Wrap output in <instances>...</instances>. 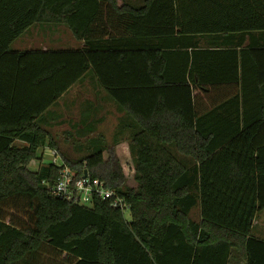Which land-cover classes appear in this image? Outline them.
Masks as SVG:
<instances>
[{
    "label": "trees",
    "instance_id": "obj_1",
    "mask_svg": "<svg viewBox=\"0 0 264 264\" xmlns=\"http://www.w3.org/2000/svg\"><path fill=\"white\" fill-rule=\"evenodd\" d=\"M37 23L67 26L84 47L12 49ZM253 32L264 0H0V264H264V113H221L246 106L239 97L202 101L204 50L183 41ZM91 70L131 120L113 140L129 132L134 180L103 150L64 163L125 195L130 220L45 185L61 166L38 156L55 144L43 115Z\"/></svg>",
    "mask_w": 264,
    "mask_h": 264
},
{
    "label": "crops",
    "instance_id": "obj_2",
    "mask_svg": "<svg viewBox=\"0 0 264 264\" xmlns=\"http://www.w3.org/2000/svg\"><path fill=\"white\" fill-rule=\"evenodd\" d=\"M130 1L131 0H119L118 3L121 6L124 2L132 3ZM37 24L41 25V23ZM37 24H34L33 26ZM50 25L56 27L63 26L70 31L69 28L63 24ZM21 36L19 38H21ZM75 40L77 41V47L74 48L84 47L83 41H79L77 39ZM183 41L190 42V44L196 42L197 48L204 50L202 53V82L204 83V86H202L203 90L199 92L202 101L207 102V100H215L218 103H222L228 102L231 98L239 97L241 101L242 99L248 101L246 106L243 107L242 104L239 108H236L235 106H227L221 111V113H225L227 115L231 113L237 114L239 111L240 113H252L254 115L264 113V32H253L247 34L232 33L229 35H201L192 39L184 38ZM55 43L58 44H56L58 47L47 48L42 46L38 48H25L17 45V48L19 49L15 50L22 51L34 49L48 50L71 48L62 44L59 45L61 40H57ZM155 43L156 42L154 41L153 44L155 45ZM51 44H53V42H51ZM180 47L181 46H178L177 48ZM192 48V46L188 47L190 53H192ZM243 61L244 76L242 77ZM236 63H238V71L235 68ZM193 84L195 85V82L190 83L191 86H193ZM84 89L90 90L91 92L88 95V100H77V104L74 107L76 113L72 110V112L76 115L74 120L65 118L63 113H65L66 110L55 113L50 112V109H52L51 107L46 111L42 120L49 130L51 127L54 128L58 125L74 122L77 125V131L87 130L93 134L98 133L100 135L99 131L101 130V125L108 121V117L112 111L117 114L115 131L118 130L117 128L120 124H131V120L128 115L118 106V104L114 102L105 89H103L99 83L97 75L92 70L85 75L79 83H77L78 92ZM58 103L59 101L57 104ZM123 141L124 140H121V143H123ZM44 148H48L50 150L56 149L58 155L62 156V151L56 143L54 145H47ZM64 159L65 158H63V161ZM262 212L255 218L254 229L258 227V221L262 219ZM194 218L198 219V213L195 214ZM263 227H260L257 235L264 238ZM236 263L242 264L240 259L234 258L231 264Z\"/></svg>",
    "mask_w": 264,
    "mask_h": 264
},
{
    "label": "rangeland",
    "instance_id": "obj_3",
    "mask_svg": "<svg viewBox=\"0 0 264 264\" xmlns=\"http://www.w3.org/2000/svg\"><path fill=\"white\" fill-rule=\"evenodd\" d=\"M119 2V0H118ZM131 4L136 6H141L144 4V0H131ZM50 24L41 25L37 24L33 27H30L21 38L14 41L12 44V49H19L20 47H58L55 43L57 40H61L59 45H65L68 48L77 47V41L68 29L63 26H49ZM53 42V44H51ZM58 45V44H57ZM92 88V86H91ZM91 91L84 89L77 91V84L71 87L63 96L60 98L59 103L54 105L50 112H63V115L67 119H75L76 111L74 109L78 101H83L84 99L88 100L89 93ZM72 110L75 112L73 113ZM117 121V114L112 111L108 117V121L101 125L100 135L97 133H89V131H77L76 123H67L63 125H58L57 127H51L50 131L52 133L53 139L56 145L62 151V156L55 155L52 153V150L48 148L41 147L38 150V156L43 157V162L48 163L52 162L58 166L66 165L63 161V158L69 159L72 161L79 160L86 156H89L98 150H103L105 159H108L111 154H116L119 158L122 166L125 170L127 176V182L132 183L134 180L133 175V160L131 159L128 144V131H121L123 134L119 136L118 140H124L123 143H120L118 146H114L113 143L115 140L116 134L118 131H115ZM117 128V127H116ZM118 129V128H117ZM127 137V138H124ZM114 139V140H113ZM98 145V147H96ZM57 151V150H56ZM52 154V155H51ZM33 168L35 166H32ZM262 219L258 221V227L255 228V231L258 233L260 227L264 226V212L261 214ZM260 216V217H261ZM130 215H126V219L130 220ZM264 228V227H263ZM238 264V263H236Z\"/></svg>",
    "mask_w": 264,
    "mask_h": 264
},
{
    "label": "built area",
    "instance_id": "obj_4",
    "mask_svg": "<svg viewBox=\"0 0 264 264\" xmlns=\"http://www.w3.org/2000/svg\"><path fill=\"white\" fill-rule=\"evenodd\" d=\"M52 153L57 155L56 149ZM48 191L64 200L83 206H92L96 200L109 201L112 208L131 213V203L127 197L98 177L87 173L80 177L67 165H62L58 177L53 183L45 182Z\"/></svg>",
    "mask_w": 264,
    "mask_h": 264
},
{
    "label": "water",
    "instance_id": "obj_5",
    "mask_svg": "<svg viewBox=\"0 0 264 264\" xmlns=\"http://www.w3.org/2000/svg\"><path fill=\"white\" fill-rule=\"evenodd\" d=\"M85 176H87V172H85V174H84Z\"/></svg>",
    "mask_w": 264,
    "mask_h": 264
}]
</instances>
